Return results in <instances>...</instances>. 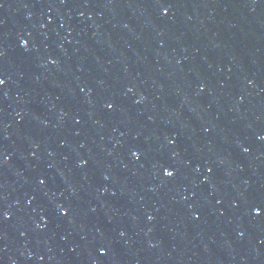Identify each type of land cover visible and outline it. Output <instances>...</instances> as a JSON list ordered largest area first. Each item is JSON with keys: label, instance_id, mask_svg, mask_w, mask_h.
Here are the masks:
<instances>
[{"label": "water", "instance_id": "1", "mask_svg": "<svg viewBox=\"0 0 264 264\" xmlns=\"http://www.w3.org/2000/svg\"><path fill=\"white\" fill-rule=\"evenodd\" d=\"M0 79V194L69 264H264V0H0Z\"/></svg>", "mask_w": 264, "mask_h": 264}, {"label": "snow or ice", "instance_id": "2", "mask_svg": "<svg viewBox=\"0 0 264 264\" xmlns=\"http://www.w3.org/2000/svg\"><path fill=\"white\" fill-rule=\"evenodd\" d=\"M4 83V81L2 79H0V85H2ZM167 176L168 177H172L174 175V173L172 171H167ZM257 214L259 215V211L257 212Z\"/></svg>", "mask_w": 264, "mask_h": 264}]
</instances>
